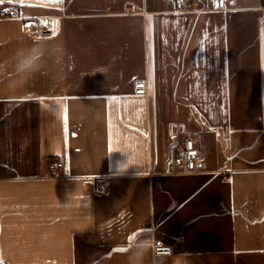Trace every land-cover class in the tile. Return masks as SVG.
I'll return each instance as SVG.
<instances>
[{
	"label": "crops",
	"instance_id": "0c3cea01",
	"mask_svg": "<svg viewBox=\"0 0 264 264\" xmlns=\"http://www.w3.org/2000/svg\"><path fill=\"white\" fill-rule=\"evenodd\" d=\"M212 2L0 5V264H138L144 229L172 252L143 264H264V0ZM186 136L198 172L171 168Z\"/></svg>",
	"mask_w": 264,
	"mask_h": 264
},
{
	"label": "built area",
	"instance_id": "2783aa9c",
	"mask_svg": "<svg viewBox=\"0 0 264 264\" xmlns=\"http://www.w3.org/2000/svg\"><path fill=\"white\" fill-rule=\"evenodd\" d=\"M176 10L179 12H191L195 8V0H175ZM213 8L222 9L225 6V0H213ZM7 8L9 11H4ZM0 16L8 18L18 17V11L14 5H6L0 8ZM40 17H34L31 21V26L38 32V34H44L48 32L46 23L41 20ZM136 93L144 94L147 92V81L139 80L135 84ZM202 150L195 139L191 136H186L183 139H177L173 158L171 162V168L175 169L176 166H183L184 172H198L203 162ZM63 166L62 161L53 160L48 163V170L51 176H59V171ZM87 183H96L97 191L104 193L108 189V183L106 180H100L95 182L94 178H87L84 180ZM164 250V251H158ZM172 247L168 244L163 243L161 240H155V247L153 252L155 254H170Z\"/></svg>",
	"mask_w": 264,
	"mask_h": 264
},
{
	"label": "clouds",
	"instance_id": "9594fccd",
	"mask_svg": "<svg viewBox=\"0 0 264 264\" xmlns=\"http://www.w3.org/2000/svg\"><path fill=\"white\" fill-rule=\"evenodd\" d=\"M32 67V64L30 62H23L20 67L18 68V71L23 72L27 69H30ZM135 164V161L131 158L130 155L127 156L126 160L118 162L116 171H119L121 175H124L127 173V170L130 168V166H133ZM155 247V241L151 237V235L144 236L136 241V248L134 251V257L138 261V264H143L145 255L153 250Z\"/></svg>",
	"mask_w": 264,
	"mask_h": 264
},
{
	"label": "snow or ice",
	"instance_id": "6c2138e0",
	"mask_svg": "<svg viewBox=\"0 0 264 264\" xmlns=\"http://www.w3.org/2000/svg\"><path fill=\"white\" fill-rule=\"evenodd\" d=\"M8 3H12L13 0H7ZM5 3V0H0V5H3ZM4 11H9L7 8L3 9ZM53 34H55V30H53ZM126 152V150H125ZM150 229H144L141 231H138L137 233H134L132 236L129 237L128 246L126 248L120 249L122 252H128L132 251L134 242H136L138 239L142 238V233L150 232ZM158 251H164V250H158Z\"/></svg>",
	"mask_w": 264,
	"mask_h": 264
},
{
	"label": "water",
	"instance_id": "95a60500",
	"mask_svg": "<svg viewBox=\"0 0 264 264\" xmlns=\"http://www.w3.org/2000/svg\"><path fill=\"white\" fill-rule=\"evenodd\" d=\"M175 132H176V130H175Z\"/></svg>",
	"mask_w": 264,
	"mask_h": 264
}]
</instances>
